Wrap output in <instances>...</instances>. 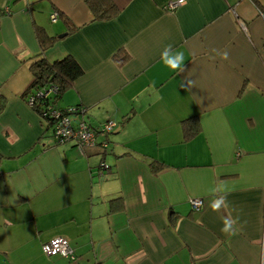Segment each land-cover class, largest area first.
<instances>
[{
    "label": "crops",
    "instance_id": "1",
    "mask_svg": "<svg viewBox=\"0 0 264 264\" xmlns=\"http://www.w3.org/2000/svg\"><path fill=\"white\" fill-rule=\"evenodd\" d=\"M111 1L118 13L95 19L89 0H0V264H264V0ZM39 28L58 38L49 61L84 69L57 105L117 122L106 151L56 144L26 101ZM168 45L183 72L161 60ZM217 186L227 210L210 207ZM229 213L235 234L221 231ZM56 237L77 261L45 254Z\"/></svg>",
    "mask_w": 264,
    "mask_h": 264
},
{
    "label": "built area",
    "instance_id": "2",
    "mask_svg": "<svg viewBox=\"0 0 264 264\" xmlns=\"http://www.w3.org/2000/svg\"><path fill=\"white\" fill-rule=\"evenodd\" d=\"M183 2L178 0L170 3L168 8L174 9ZM4 13L9 14L10 10L6 8ZM262 15L264 17L263 12ZM59 17V11L51 13L53 22H56ZM58 90L57 86L48 84L28 93L26 96V101L34 109L40 107L39 114L44 121L51 125L55 143L58 145L73 143L81 150L85 147H100L106 151L109 148V142L106 139L100 140L99 136L111 134L117 128V122L109 120L98 128H94L86 119V109L84 107L69 106L60 108L55 103V96L59 93ZM102 168L108 169V165L103 164ZM190 201L194 210H200L204 205L202 198H192ZM43 249L45 254L50 257L59 254L72 261L78 260L75 249L65 237H56L50 240L43 245Z\"/></svg>",
    "mask_w": 264,
    "mask_h": 264
},
{
    "label": "trees",
    "instance_id": "3",
    "mask_svg": "<svg viewBox=\"0 0 264 264\" xmlns=\"http://www.w3.org/2000/svg\"><path fill=\"white\" fill-rule=\"evenodd\" d=\"M99 2L100 0H89L90 5L95 9V13H96L95 19L98 18L110 19L118 13L119 11L118 7L111 0H105L103 2L105 4L104 5L105 8L101 10H99V6H98ZM254 2L259 6L257 0H254ZM259 8L264 13V10L261 7ZM65 36H67V34L61 35L60 37L63 38ZM38 37L40 40V44L42 46V51L38 55L34 56V58L29 60V66L33 75V80L30 86L24 92V97L26 99L28 93L36 89H39L43 86H46L48 84H53L59 88L58 90L59 93L55 96V103L57 104V101L61 98V96L74 86L75 81L83 74L84 69L80 65V63L71 55H66L64 58L57 59L56 61L53 62L49 61L46 58V54H45L46 50L51 45H53L58 38L50 37L45 33L44 29L42 28L38 29ZM128 58L129 55L124 50H121L118 54H116V61L120 66H122L128 60ZM5 105H6V98L0 93V113L5 108ZM76 106L82 107L81 105H76ZM36 109L38 112L40 111V107H37ZM183 122H184L183 126H184L185 139L190 138L199 131V122L197 116L185 119ZM194 123H197V125H194ZM107 137L108 135H105L104 139H100V138L99 139L100 140L106 139L109 142V146H110V141L107 139ZM102 164L103 163H101V166ZM152 167L154 168V170H156L159 167V164L154 162L152 163ZM109 168L110 166L108 165V169ZM114 201H118V200L113 199L112 203H114Z\"/></svg>",
    "mask_w": 264,
    "mask_h": 264
},
{
    "label": "clouds",
    "instance_id": "4",
    "mask_svg": "<svg viewBox=\"0 0 264 264\" xmlns=\"http://www.w3.org/2000/svg\"><path fill=\"white\" fill-rule=\"evenodd\" d=\"M183 2V0H181ZM227 52L223 53V58L227 59ZM161 60L164 65L170 68L173 72L181 73L184 71L185 59L184 53L180 50H173L172 45H168L165 47L164 51L161 53ZM210 192L215 194L217 192L220 195L216 196L214 200L211 202L210 207L213 211H219L221 208L227 210L229 208L227 195L229 194L227 190L223 186H217L210 189ZM223 228L221 231L226 234H235L239 230L238 224L239 219L233 218L231 214L222 217Z\"/></svg>",
    "mask_w": 264,
    "mask_h": 264
},
{
    "label": "water",
    "instance_id": "5",
    "mask_svg": "<svg viewBox=\"0 0 264 264\" xmlns=\"http://www.w3.org/2000/svg\"><path fill=\"white\" fill-rule=\"evenodd\" d=\"M117 132H119V128L115 130V133H117ZM103 164L105 165L106 163L104 162ZM106 165H108V164H106Z\"/></svg>",
    "mask_w": 264,
    "mask_h": 264
},
{
    "label": "rangeland",
    "instance_id": "6",
    "mask_svg": "<svg viewBox=\"0 0 264 264\" xmlns=\"http://www.w3.org/2000/svg\"><path fill=\"white\" fill-rule=\"evenodd\" d=\"M61 145H64V144H61Z\"/></svg>",
    "mask_w": 264,
    "mask_h": 264
}]
</instances>
